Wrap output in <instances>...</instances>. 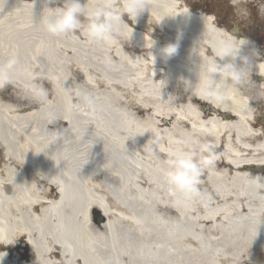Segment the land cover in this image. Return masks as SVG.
I'll use <instances>...</instances> for the list:
<instances>
[{"label":"bare ground","instance_id":"bare-ground-1","mask_svg":"<svg viewBox=\"0 0 264 264\" xmlns=\"http://www.w3.org/2000/svg\"><path fill=\"white\" fill-rule=\"evenodd\" d=\"M58 6L0 0V66L17 60L0 87L11 90L0 91L3 264H264V59L246 44L248 82L217 77L223 100L209 102L213 48L246 42L211 14L151 0L136 23L125 14L119 34L90 42L84 25L47 32L46 7ZM177 139L216 145L191 200L166 179ZM69 202L85 213L65 215ZM92 208L108 216L100 229Z\"/></svg>","mask_w":264,"mask_h":264},{"label":"clouds","instance_id":"clouds-1","mask_svg":"<svg viewBox=\"0 0 264 264\" xmlns=\"http://www.w3.org/2000/svg\"><path fill=\"white\" fill-rule=\"evenodd\" d=\"M235 7L238 0H230ZM46 5L57 3V0H44ZM54 9L44 18V25L48 33L53 36H68L86 26V37L90 42H107L119 34L124 15L136 23L146 11H150L151 0H119L118 5L112 0L89 7L88 3L81 0H62V6L46 7ZM133 34V33H132ZM131 34V36H132ZM130 36V37H131ZM129 37V38H130ZM128 38V39H129ZM181 36L175 43H169L161 49L162 58L167 62L178 54ZM248 42L236 47L233 42L220 40L213 48L215 62L206 65L208 79L205 86V97L222 101L221 90L215 87L217 77H222L226 87L229 85L240 86L247 83L248 67L253 62V57L246 54L243 49ZM17 60L12 57L0 66V87L11 82ZM134 138V137H133ZM159 139L158 136L155 137ZM175 144L180 147L168 153L166 160L167 182L182 193L187 200L199 197V185L204 170L215 163L216 145L211 142L177 139ZM6 256H0V264Z\"/></svg>","mask_w":264,"mask_h":264},{"label":"rangeland","instance_id":"rangeland-1","mask_svg":"<svg viewBox=\"0 0 264 264\" xmlns=\"http://www.w3.org/2000/svg\"><path fill=\"white\" fill-rule=\"evenodd\" d=\"M180 1L183 2V4L185 5L186 4L192 5L193 8H195V10H199V11H207L208 8H213L214 5L219 3L222 8L220 11L225 13V17H226V20L222 21V23L217 21L219 23V26L228 33L231 29L234 28V26H240V31L236 33V37L240 35L239 38L241 37L246 42H248L247 44L252 50V54L255 59L260 57L264 59V35L257 33V28L255 27L256 25L254 23L251 22L244 23L245 18L250 16L251 13L249 12L247 2L244 1L242 2L241 0H238L237 5L234 7L233 3H231L230 0H180ZM247 1H252V0H247ZM260 14L263 16L264 12H261ZM242 27H244L245 29H241ZM257 81H258L257 78L253 79V82H257ZM0 91L1 93L6 94V92H9L11 90H0ZM6 99H10L13 103L17 105L22 103L18 98V96H15L13 98L6 97ZM63 207L64 210L62 208V211L67 216H72L74 213H79L80 215H83L85 213L84 204H76L73 202H69L67 204H64ZM94 224L98 229L101 228V226L96 222H94ZM20 243L21 244L19 248L24 249L25 246V249L27 251L28 247L26 248L27 245H24L26 243L24 241H21Z\"/></svg>","mask_w":264,"mask_h":264},{"label":"flooded vegetation","instance_id":"flooded-vegetation-1","mask_svg":"<svg viewBox=\"0 0 264 264\" xmlns=\"http://www.w3.org/2000/svg\"><path fill=\"white\" fill-rule=\"evenodd\" d=\"M241 1L247 2L249 12H251L250 16L245 18L244 23L245 22L254 23L256 25L255 27L257 28V33L264 35V15L262 16L260 14L261 12H264V0H252V1L241 0ZM221 9L222 8H221V5L219 3L214 5V8H211V10H214L216 12H221L220 11ZM249 17H250V19H249ZM221 19H222V21H225L226 17H223ZM241 29H245V28L242 27ZM239 31H240V26H239Z\"/></svg>","mask_w":264,"mask_h":264},{"label":"water","instance_id":"water-1","mask_svg":"<svg viewBox=\"0 0 264 264\" xmlns=\"http://www.w3.org/2000/svg\"><path fill=\"white\" fill-rule=\"evenodd\" d=\"M93 214L95 215L98 223H103L106 221V217L103 215V213L100 210L94 209Z\"/></svg>","mask_w":264,"mask_h":264}]
</instances>
